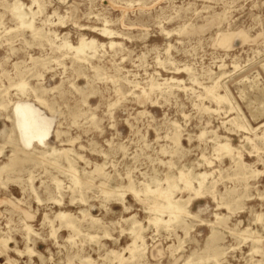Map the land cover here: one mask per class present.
<instances>
[{
  "label": "rangeland",
  "instance_id": "rangeland-1",
  "mask_svg": "<svg viewBox=\"0 0 264 264\" xmlns=\"http://www.w3.org/2000/svg\"><path fill=\"white\" fill-rule=\"evenodd\" d=\"M18 102L47 148H23ZM0 245V264H264V0H0Z\"/></svg>",
  "mask_w": 264,
  "mask_h": 264
},
{
  "label": "bare ground",
  "instance_id": "bare-ground-1",
  "mask_svg": "<svg viewBox=\"0 0 264 264\" xmlns=\"http://www.w3.org/2000/svg\"><path fill=\"white\" fill-rule=\"evenodd\" d=\"M17 16H18V18H22V15L20 12L17 13ZM82 45L83 44L81 43L80 46L82 47ZM80 49H81L80 47L75 48V51H80ZM20 89H22V88H20ZM218 99H220V98H218ZM37 103L40 107H45V103L43 101L37 100ZM31 106L32 105H28V104H24V103L22 104L21 102L15 103L13 105L14 124H15L14 126L16 127L17 134L19 137V141L22 143L24 149L33 148V143H35L38 147L44 148L47 146V138L49 137V129H50L49 124L51 123V120H50V123H48L49 122L48 121V122L40 124L41 126L38 125L36 123V120L39 118L40 119L42 118V112L39 109H35ZM39 122H41V121H39ZM220 148H223V147H220ZM54 152L55 151L53 150L52 153H54ZM224 152H225V150H224ZM239 155H240V153H239ZM180 179L183 180V182H184L185 180H187L186 175H184L183 173L180 172ZM165 183H167V182H165ZM184 183H185V187H189V185H190L189 183H187V182H184ZM159 198L163 202L166 203V205L161 206V209H171L173 207L172 203L170 201L169 194L160 192ZM157 222L159 223V220Z\"/></svg>",
  "mask_w": 264,
  "mask_h": 264
}]
</instances>
